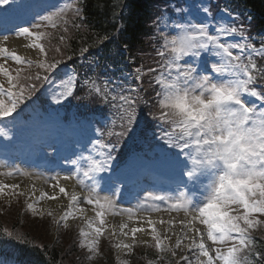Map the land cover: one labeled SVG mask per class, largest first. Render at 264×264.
<instances>
[{
  "label": "snow or ice",
  "instance_id": "1",
  "mask_svg": "<svg viewBox=\"0 0 264 264\" xmlns=\"http://www.w3.org/2000/svg\"><path fill=\"white\" fill-rule=\"evenodd\" d=\"M0 3H8V0H0ZM49 7L38 5L32 24L35 31L23 27L18 33L30 41L24 46L38 50L42 59L33 61L10 50L4 46L8 40L6 36L4 43H0V58L21 66L13 74V70L0 63V76L5 78V82L0 83V97H4L0 99V116L12 115L30 99L37 88L35 81L52 85L58 104L74 97L73 89L79 85L112 110L111 130L100 133L113 138L112 143L98 142L96 151L100 158L81 157L87 159L89 165L82 173L78 167L75 173L79 185L85 186L79 179L81 175L93 181L87 186L88 192L67 191L60 180L68 181L73 176L61 178L57 175L52 178V193L42 191L37 198V202L56 201L63 194L68 201L66 206H61L66 210L58 218L52 211H47L57 228L68 229L70 219H79L84 225L79 232L80 247L87 250L90 261L100 255V240L108 230L104 227L108 213L127 217V222L113 225L109 233L115 238L112 247L118 261L120 253L131 254L137 245H145L159 253L157 261L164 260L165 256L173 258L168 264H264V244L258 250L255 238V233H264V40L256 47L241 28L230 23V13L229 19L224 15L217 18L209 7H205V16L201 20L192 22L181 16L173 22L169 30L178 31V34L163 37L162 46L157 50L161 58L159 67H148L146 71L136 67L130 75L140 83L135 88L125 87L123 82L116 83L111 79L98 82L94 78L95 69H92V76L85 74L83 79L79 78L76 69H68L66 61L73 57L63 51L68 48L66 41L70 38L65 35L69 33L66 16L71 13L72 17L79 18L81 9L75 3L65 4L57 11H49ZM221 12L227 13V9ZM36 17L39 22H35ZM73 27L79 31L81 24L74 22ZM49 28H62L63 33L59 36L60 46L54 48L51 59H48L49 49L42 43L51 35L45 31ZM227 38L234 39L230 42ZM109 39L104 35L91 44L82 43L79 55L88 61L90 48L99 47ZM256 58H261V62ZM25 65L29 69L35 66L38 70L25 73ZM99 67L97 63L96 68ZM153 84L160 88L156 97L158 113L153 112V105L142 94ZM255 101H259L258 106ZM141 103L152 112L155 120L163 122L167 129L165 142L179 150L174 153V163L180 184L188 191H179L176 197L150 195L135 208L118 210L114 199L117 192L110 189L111 197L101 196L95 174L111 167L112 151L137 122V108ZM181 156L184 159H180ZM16 172L31 178L30 173L21 169ZM185 173L188 180L183 179ZM14 175L11 171L0 173V176ZM202 179L207 183L202 184ZM198 184L203 188L200 197L196 196ZM8 189L13 190L9 195L30 199L29 192L23 190L21 184L0 181V195ZM36 191L33 184L31 194ZM26 206L34 216L42 214L33 202L26 201ZM86 206H91L93 216L87 215L89 209ZM161 212L168 213L170 218H152L153 213ZM173 212L183 214L179 229H174ZM134 218L141 226H129ZM157 224L167 227L157 230ZM5 232L13 235L7 229ZM16 238L24 242L21 236ZM157 261L150 260L148 264H157ZM119 264L128 262L119 261Z\"/></svg>",
  "mask_w": 264,
  "mask_h": 264
},
{
  "label": "trees",
  "instance_id": "2",
  "mask_svg": "<svg viewBox=\"0 0 264 264\" xmlns=\"http://www.w3.org/2000/svg\"><path fill=\"white\" fill-rule=\"evenodd\" d=\"M236 1L258 11L260 14H257L255 18L258 23L264 24V0ZM77 7H80L82 13L79 18L72 17L71 13L66 16L69 20L67 25L69 33L65 35L70 38L66 41L68 48L63 49L65 55H79V48L82 43L91 44L98 36L108 35L110 39L99 47H104L106 50L104 55L110 63L120 64V62L132 61L133 64H145L147 67H154L161 59L154 57L158 49L152 50V48L155 41L158 42V47L160 45L161 34L158 30V24L164 18L165 11L169 7L168 0H84V3L81 6L77 5ZM74 22L81 24L79 31L73 27ZM61 34H63L62 28L54 30L52 39L47 43L50 59L55 54L54 48L60 46L59 36ZM94 48L97 47L90 49ZM37 70L34 68L32 73ZM35 83L37 84L36 91L45 85L41 84L40 81H35ZM153 90V86L146 88L148 94ZM24 213L21 206L6 207L0 204V253L2 255L12 251L11 243L5 238V236H9L5 232L7 229L8 232L13 233L12 237H16L18 234L26 237L25 241L28 244L38 242L45 250L38 255V259L43 263L86 264V258L84 259L82 255H79L75 248L65 252L62 249L59 250L58 243H49L47 240L49 239V230L43 232L31 231L27 228L16 229L25 221ZM25 219L31 223L28 216H25ZM45 234L47 238H45ZM255 238L259 249V246L264 244V233H255ZM23 250L24 256L30 254L29 251ZM110 264H113V261Z\"/></svg>",
  "mask_w": 264,
  "mask_h": 264
},
{
  "label": "rangeland",
  "instance_id": "3",
  "mask_svg": "<svg viewBox=\"0 0 264 264\" xmlns=\"http://www.w3.org/2000/svg\"><path fill=\"white\" fill-rule=\"evenodd\" d=\"M42 4L43 5H47V6L49 5L48 2L41 3L40 1H37V0H13V1L12 0H8V3H0V11L3 10V9H4V11L5 10H7V11L13 10L14 13L13 14H9V15L26 16L27 14H30L31 9L36 10L38 8V5H42ZM167 35H172V31L170 32V30H168ZM22 38L23 37H21V36H12L11 40H14V39L22 40ZM2 42H4V40H2ZM185 59H187V58H185ZM0 63H4L5 66L7 68H9L10 70L13 67H15V65H16L14 61L9 63V62L1 59V58H0ZM3 82H5V78L0 76V83H3ZM1 98L2 97H0V99ZM0 126H1V124H0ZM4 129H5L4 126L0 127V145L4 144V140L11 139V143H8V141H7L5 143V146L6 147L9 146L11 148L15 147V143H14L13 139H14V137L17 136L16 128L15 127L11 128V129H13L12 132L8 131V129H6V130H4ZM21 137H22V134H21ZM19 140H22V138H19ZM16 169H21V170H23L25 172L30 173L31 174V178L29 179L27 177H23V176L19 175V173L16 172ZM9 171L15 173V175L12 176V177L0 176V179H2V181L4 183H8V184L19 183V184H21V188L23 190L26 189V188H29L30 190H27V191L29 192L30 199L28 197H25V196L9 195V193H11L13 190L8 189V190H6V193L4 195H0V199H2L5 204L9 205L11 203H17L16 207H20L22 205V207L24 208L23 203L26 204V201L27 202H33L38 210H42V214H37V216H40V217L46 216V217H48V219L49 218L52 219V217H49L47 215V211H52L53 215L58 218V216L63 214V211L66 210L65 208L63 209L61 207L62 211H59V207H60L58 205L59 202L67 201L65 199V197L63 196V194H60V198H59L58 202L57 201H50L52 203L53 202H57L56 205L53 204L51 206L50 205H45L44 204V200L37 202V198H38L37 196L38 195L37 194H34V195L31 194V187H32L33 184H35V186L36 185H41L40 181L43 182V183H45V181H47L48 183H45V184H47V185H49L51 187V184L54 183L52 178L56 177L57 174H55L53 172L45 171V170H36V169L32 168V166L30 164H26V163L21 162V161L15 163V164H12V165H5L4 163L0 162V173H5V172H9ZM64 181L65 180L61 179L60 183L62 184ZM28 183H30L29 186L26 185ZM206 183H207V180L203 179L202 180V184H206ZM41 186H43V185H41ZM78 186L80 187V189L84 193L88 192V189L84 188V186H80V185H78ZM199 188H200V190L202 192L203 188H202L201 185H199ZM52 191H53V189H52ZM55 191L58 192V189H56ZM146 197H148V196H143L138 203L144 201ZM138 203H135L134 205L129 206V205H123V204L119 203V201L116 200V205H117V209L118 210L119 209L129 208V207L135 208ZM150 203H153V202H150ZM86 207H88V209H89V211L87 212V215L89 217L93 216L94 212L91 211V206H86ZM122 216L123 215L113 216L111 214L106 213L104 227L106 229H108V230L104 232V235L101 237V240H100V255L97 256L96 259H94L92 261H95V262L99 261V259L103 258V254L106 255V256H110L111 255V256H113L114 259L117 260L116 250L112 247V244L115 242V238L112 237L109 233L111 231L112 226L117 224L116 220H114L113 218H115V217L122 218ZM182 216H183L182 213H180V214H177V213H174V212L171 213V218H174V220H175L174 229H179L180 228L181 225H180L179 221L181 220ZM157 217L158 218H162L164 220H165V217H169L170 218L169 214L166 213V212L153 213L152 214V218H157ZM52 221H53V219H52ZM53 223L54 224L50 225L51 237H50V239H47L49 243L53 242V240H52L53 238L60 236L61 235L60 232L63 229V228H57V226H56L54 221H53ZM68 223L70 225L68 229L71 230V231H70V233L68 235L64 236V239L69 240L70 244H72L73 241H74L75 233L79 234L80 228L82 226H84V225L82 224V222L79 219H77V220L70 219L68 221ZM129 223H130V226H140V224L136 223L135 218H134V220L132 222H129ZM24 224H25V221H23L20 224V227L23 226ZM160 226L162 228H166L167 227V225H160ZM200 226L203 227V228L206 227L204 225H200ZM156 227H157V230H160L158 228V225H156ZM29 229L31 231H35L36 230V231L45 232L46 231V226L41 224V223H37L36 225L30 224ZM137 236H138V234H137ZM45 238H47L46 234H45ZM137 246L138 247H142V245H137ZM144 247H146V248H143L144 252L149 250V249L150 250L154 249V248H150V247H147V246H144ZM61 249L65 250L67 248L65 246H63V247H61ZM123 254L124 253L119 254V260L123 258ZM126 258H127L128 264L133 262V261L139 262L141 260H145L148 263L147 256H143V257L138 258V259H133V261L130 260L131 258L130 259H128V257H126ZM153 261H155V260H153ZM161 261L162 260H158L157 264H164V263H161ZM166 264H168V263L166 262Z\"/></svg>",
  "mask_w": 264,
  "mask_h": 264
},
{
  "label": "bare ground",
  "instance_id": "4",
  "mask_svg": "<svg viewBox=\"0 0 264 264\" xmlns=\"http://www.w3.org/2000/svg\"><path fill=\"white\" fill-rule=\"evenodd\" d=\"M14 47L16 48V52L18 53V54H20V55H22V56H26L27 55V53L24 51V48L23 47H21V44H17V43H15L14 44ZM28 55L29 56H31V53H28ZM0 181H2V179H0ZM40 184L41 185H43V186H41V185H36V189H37V191L35 192V194H37L38 196L37 197H39L40 195H41V192L43 191V192H48L49 194H51L52 193V188L49 186V185H47V184H45V183H43V182H41L40 181ZM26 185H30V183H28V184H26ZM24 190H30L29 188H26V189H24ZM68 190L71 192V191H73V190H75V191H77V192H79L78 191V189L76 188V186H74L72 183H68ZM59 200H57V202H58ZM57 202H53V204L54 205H56L57 204ZM64 203H65V206L67 205V202H65L64 201ZM44 204L45 205H52V203L50 202V200H47V199H44ZM63 204V202H59V205H62ZM59 211H61V209H60V207H59ZM116 226H118L121 222H127V220L125 219V218H118V217H116ZM129 226H130V223H129ZM131 227V226H130ZM141 236V234H139L138 233V237H140Z\"/></svg>",
  "mask_w": 264,
  "mask_h": 264
}]
</instances>
